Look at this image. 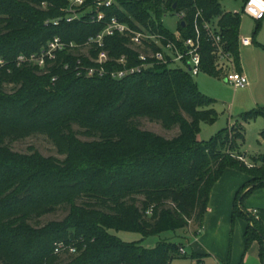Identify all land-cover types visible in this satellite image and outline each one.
<instances>
[{"label":"trees","instance_id":"1","mask_svg":"<svg viewBox=\"0 0 264 264\" xmlns=\"http://www.w3.org/2000/svg\"><path fill=\"white\" fill-rule=\"evenodd\" d=\"M223 1L230 0H115L102 9L105 20L96 22L93 0H86L83 8L91 7L92 13L53 25L63 16L61 10L68 0H0V264H173L188 259L180 253V248L185 249L180 242L146 248L138 242L124 243L111 231L144 238L186 230L192 224L197 235L209 211L210 193L226 169L249 178L235 193L231 231L237 220L244 221V251L257 243L264 264V210L249 213L242 205L254 191L264 190V157L259 158L260 166L250 168L241 160L244 129L239 122L209 142L198 141L200 125L218 119L213 109L216 102L200 94L188 72L155 66L121 81L86 79L75 73L79 58L83 65L89 64L79 50L63 52L46 70L15 64L19 55L38 53L54 37L83 44L101 33L112 17L133 29L139 25L170 39L173 33L162 26V17L185 12V27L177 24V32L185 39L201 10L202 20L220 34L224 51L241 72L240 15L221 9ZM43 2L45 9L40 8ZM103 43L111 58L126 54L135 59L125 37H108ZM212 50L204 35L201 71L217 79L222 71L216 70ZM88 53L96 55L93 49ZM108 68L115 65L108 64ZM7 85L19 89L9 96L4 91ZM258 117L264 118V108L243 113L240 121L249 123ZM141 118L158 122L168 131L177 127L179 134L165 139L140 130L134 121ZM74 126L93 141L78 139ZM30 133L47 136L67 157L59 161L35 152L28 161L37 173L26 179L18 166L6 161L21 157L4 143ZM260 140L264 142V131ZM49 172L60 175L57 183L45 176ZM36 177L54 194L36 195L32 184ZM77 199H84L80 206ZM64 204L70 206L64 224L74 223L75 244L68 239L64 224H51L44 230H33L29 224ZM59 243L73 245L76 253L55 254ZM189 260L202 264L203 256L190 253Z\"/></svg>","mask_w":264,"mask_h":264},{"label":"rangeland","instance_id":"2","mask_svg":"<svg viewBox=\"0 0 264 264\" xmlns=\"http://www.w3.org/2000/svg\"><path fill=\"white\" fill-rule=\"evenodd\" d=\"M242 7L243 2L241 0L223 1L221 4V9L224 11L237 12L240 15L238 38H248L252 42L247 48H243L242 46L238 47L239 66L248 78V88L236 89L234 86H230L224 79L225 74L230 71L226 66H224V72H222L220 78L215 79L201 72L200 75L192 77V81L201 95L203 94L216 102L213 105V109L218 117L217 121L213 124L209 125L203 123L200 125L197 138L198 141L200 143L209 142L212 138L216 137L218 133L229 129L233 124L239 122L244 129V139L240 146L241 154L243 152L244 155L241 160L250 168L260 166L261 162H259V158L264 157V142L260 140V133L264 131V118L258 117L256 120L249 121V123H241L240 117L243 113L264 108V18L258 24L248 16L243 15ZM178 21V18L171 14L165 15L161 19L162 26L171 33L177 31ZM214 26H216V24H214ZM176 67L178 69L183 68L182 64H177ZM18 89L19 87L15 85H7L4 87V91L9 96L14 95ZM134 122L140 130L151 132L155 135L157 134L165 139H172L179 134L177 127L168 131L165 130L160 123L148 119L141 118V120H136ZM73 131L76 133V136H78V139L84 142L93 141V139L84 136L82 134L83 130L78 128V126H74ZM4 144L12 153L21 157L13 161H6L12 162L14 165L18 166L20 168L19 174L26 179L31 176V173H37L36 167L28 161L35 152L39 153L44 158L51 157L59 161H64L67 157L66 154L59 153L52 141L42 134L30 133L25 138L6 140ZM45 174L52 183H57L60 179V175L56 173L51 174V172H49ZM73 175L74 173L71 176ZM69 177L70 176H65L64 178ZM42 183V179L39 178L32 181L36 190V195L39 192L45 194V197L51 195L53 191L44 189L41 185ZM255 192L256 191L246 197L242 202L244 209L249 213L254 209L264 210V191ZM83 201L84 199H77L76 205L80 206ZM69 212L70 206L64 204L56 207L54 211L49 214L40 218L31 219L29 224L33 230H44L51 224H64L67 221ZM244 225L243 221L240 220L235 223V227L233 231H231L232 227L228 219L221 218L216 226L208 225V223L205 222L204 230L200 231L196 238L198 241L206 244L202 239L206 232L208 238L215 242L216 248H212V256L221 259V254L223 253L225 256L223 260L227 262L225 264H229L228 262H231V264H263L258 255L259 246L257 243H253L248 250L244 251L241 235L242 228H240V226L243 227ZM63 227H66V231L69 233L68 239L71 240V244H75L74 223H66ZM111 233L115 234L120 241L124 243L138 242L142 247L146 248H153L159 242H171L173 244L180 242L185 245L188 259L175 260L173 264L194 263L189 260L191 247L185 244L186 238L194 236L197 233V227L192 224H190V227L186 230L163 232L158 236H148L144 238L132 232L111 231ZM212 238H214V240ZM192 240L193 238L190 237V241ZM62 260H64V258H62ZM204 264H217V261L211 256H206Z\"/></svg>","mask_w":264,"mask_h":264},{"label":"built area","instance_id":"3","mask_svg":"<svg viewBox=\"0 0 264 264\" xmlns=\"http://www.w3.org/2000/svg\"><path fill=\"white\" fill-rule=\"evenodd\" d=\"M86 0H68V5L61 11L63 14L59 19L54 20L53 25H58L60 21L65 20L68 23L79 19L86 13H92V8L84 10ZM115 3V0H93V7L96 17H92L93 21L101 22L105 20L106 15L102 9H107ZM46 3H41L40 8L45 9ZM242 13L255 22H260L264 18V0H246L243 4ZM178 22H183L184 13L175 15ZM49 24V21L45 22ZM191 27V35L182 38L179 32H174L173 38H167L159 33H150L142 26L133 29L125 23H120L115 17L110 18L104 26L103 31L92 38H89L83 44L65 43L59 37L49 40L46 45L36 54L29 56L19 55L15 64L17 67L23 63H27L37 67L39 70H46L52 67L63 52L74 53L79 50L82 57L87 59L89 64L83 65L79 58L75 73L77 77L86 79L110 77L113 80L121 81L124 78L138 76L150 71L155 66H164L168 69H177L188 72L192 77L201 74L202 56H200L203 38L210 41L215 56L216 70L224 72V66L229 68V72L225 74L224 79L236 89L248 88L247 77L235 69V64L231 55L223 49V42L219 33H215L212 26L202 20V12L197 11ZM119 36L127 39V47L134 54L135 59L128 57L126 54L117 59L111 58L109 52L105 49L103 43L105 38ZM239 46L245 47L252 42L250 39L238 38ZM95 50L96 55L91 56L88 51ZM2 64V62H0ZM108 64L115 65V68H108ZM177 64H182L183 68L178 69ZM64 69H69V64L62 62ZM53 81L55 78L52 79ZM256 213V210H253ZM67 251L69 254H75L76 248L73 245L59 243L55 246L54 253L59 254ZM180 253L184 255L185 249L180 248Z\"/></svg>","mask_w":264,"mask_h":264},{"label":"crops","instance_id":"4","mask_svg":"<svg viewBox=\"0 0 264 264\" xmlns=\"http://www.w3.org/2000/svg\"><path fill=\"white\" fill-rule=\"evenodd\" d=\"M250 45H247L243 48H247ZM240 70L245 75L244 71L241 68ZM248 181H249V178H247V176L241 174L237 170L226 169L223 172V174L219 178V181L216 183V185L213 187L210 193L211 196H210L209 206H208L209 211L205 217V220L203 222V227L200 231L204 230L205 222L208 223V225L216 226V224L219 222L221 218L228 219L229 224H230L232 206H233V202L235 200V195H236L235 193L240 188V186H242L244 183ZM258 191L263 192L264 190H257L255 193H258ZM254 210H257V209H254ZM239 221L240 220H237L236 223ZM243 224H245L244 221H243ZM240 228H242L241 235L243 236L244 230L246 228V224L243 227L240 226ZM200 231L198 232L197 235H199ZM197 235L190 236L191 238H193L192 240L193 242L190 241V237L185 239V244H188L189 247H191L190 253H196L198 255L203 256L202 264H204V260L206 256H211L212 258H214V260L217 261V264L227 263V262H224L223 260V257L225 256L222 253V251H221L222 253L221 259H218L217 257L212 256V252H213L212 248H216L215 242L208 238L206 232L204 233V237L202 238L203 241L206 242V244H203L202 242L198 241V239L196 238ZM212 239L214 240V238ZM228 263L231 264V262H228ZM193 264H195V262Z\"/></svg>","mask_w":264,"mask_h":264},{"label":"water","instance_id":"5","mask_svg":"<svg viewBox=\"0 0 264 264\" xmlns=\"http://www.w3.org/2000/svg\"><path fill=\"white\" fill-rule=\"evenodd\" d=\"M180 25H182V27H183V28L185 27V25H184V23H183V22H181V23H180Z\"/></svg>","mask_w":264,"mask_h":264}]
</instances>
